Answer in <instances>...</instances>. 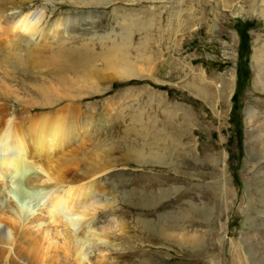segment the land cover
Returning a JSON list of instances; mask_svg holds the SVG:
<instances>
[{"label": "rangeland", "instance_id": "374dc122", "mask_svg": "<svg viewBox=\"0 0 264 264\" xmlns=\"http://www.w3.org/2000/svg\"><path fill=\"white\" fill-rule=\"evenodd\" d=\"M60 2L39 0L28 8L44 13L47 18L43 27L48 28L60 20L69 25L68 18L93 16L92 22L88 20L87 25L83 24L85 27L71 29L67 26L70 31L64 32L61 42L65 41L68 48L89 45L97 57L103 51L102 46L109 45L111 38L119 35L118 24L123 27L126 16L153 21L155 25L150 36L134 30L130 37L134 47L130 49V58L137 63V76L131 79L115 76L100 58L94 65L100 76L91 80L82 78L77 72L67 73L66 78L60 80L61 76L46 65H37L34 71L24 75L17 72L20 76L15 74L18 77L13 79L15 71L5 63V54H0V110L10 111V117L15 115L18 124H27L26 128L34 131L42 124L38 118L47 113L49 124L55 119L64 120L68 125L70 122L73 129H77L90 114L88 121L93 123V142L117 149L109 159L100 155V167L90 158H84L85 162L82 158L83 162L76 163L78 168L73 167L71 172L83 175L94 169L93 166L96 170L101 169L102 172L93 178L99 179L104 187L105 192H101L99 199L104 203L108 201L110 208L92 212L95 219L92 218L90 228L93 232H102L104 228L109 230L111 223L117 226L109 232H112L111 238H117L116 242L111 240L112 245L117 243L118 246H91L90 260L98 261L99 248L105 252L101 255L103 264H213L212 261L214 264H233L237 257L243 264H264V153H252L248 146L253 129L255 135H260L259 142H264V86L261 87L264 84V0H142L134 4L116 2L89 10ZM58 43L54 40L53 46L48 45L43 53L51 55V49ZM146 57L152 59L150 63ZM194 82L214 94V103H210L211 98L198 96L192 90L190 85ZM227 83L231 88L227 100L222 101ZM44 100H50L54 105L39 107V102ZM67 107L72 110L71 115L77 113L75 120L58 117L55 113L61 111L59 115H62L65 109L67 115ZM167 107L179 109L175 112L180 117L185 112L194 113L195 121L190 126L185 119L177 118L181 123V143L185 150L190 149V160L180 162V167L174 165L175 168L124 161L123 156L128 150L135 152L140 148L148 155V143H154L153 150L157 152L159 147L152 139L153 133L149 137L145 131L147 120L162 122ZM250 108L257 116L255 125L249 124L246 117ZM261 145L264 149V144ZM177 152L173 157L177 158ZM57 154L53 156V162L61 153ZM211 157L214 158L213 168L209 165ZM29 168L24 171L27 178L24 177L21 185L26 194L22 197L12 194V179V182L4 180L5 184L0 180V203L2 207L7 206L6 210L12 209L9 215H16L18 209L28 207L31 201L35 204L29 197L32 194L54 188L44 173L37 171L35 166ZM177 176L180 179L173 180ZM174 186L181 189V196L161 197L143 204L132 199L136 196L135 190L144 191L137 196L141 193L162 195ZM225 188L227 195L221 199ZM208 190L210 198L205 193ZM3 192H9L8 196ZM189 202L196 203L199 208L204 202H210L214 212L192 223L184 224L179 219L182 229L173 234L189 232L188 235L203 236L206 241L203 250L212 256L198 257L189 247L162 242L151 230L169 226L170 213L189 210ZM35 212L40 214L41 208H36ZM38 259H35L36 264H41L42 260ZM0 264H4L2 257Z\"/></svg>", "mask_w": 264, "mask_h": 264}, {"label": "bare ground", "instance_id": "6f19581e", "mask_svg": "<svg viewBox=\"0 0 264 264\" xmlns=\"http://www.w3.org/2000/svg\"><path fill=\"white\" fill-rule=\"evenodd\" d=\"M36 1L39 0H0V54H5L3 57L5 63L11 66L12 71H15L13 79L18 77L15 76V74L19 75L17 72H20L22 75H24L26 72L34 71L35 66L37 65H46L50 70H52L54 74L61 76L59 77L60 80L65 79V74L71 72H77V75L81 76L82 78L91 80L100 76L98 69L95 67V62L99 60V58L105 63L106 69L113 71L115 76L117 75L123 79H131L137 76V63L135 64V62H133L134 60L132 61L130 58V49H134V47H132L133 42L131 43L132 40L130 37L133 36L134 30L136 33L140 32L144 33L145 35L151 34L150 32L153 30L152 26H155L153 21L147 22L143 18H137L136 16V18H132L126 16L123 18V27L118 24L119 29H121L119 35L112 37L109 45H103V51L97 57V55L91 49L92 47L90 48L89 45L81 44L77 47L68 48L66 46L67 44L64 43L65 41L61 42V40H64L63 38L65 37L63 35L64 32L70 31L69 27L67 26L70 25V28L72 29L78 28V26H83L84 23L87 25L88 20L90 22L93 21V16H89L88 14V17L83 16L73 19L68 18L70 20L69 25L67 22H64V20H60L53 24L50 28L43 27V22L47 18L44 13L39 14L31 11L28 8L31 3ZM61 1L62 3L74 6L76 9L89 10L102 8L105 5H110L113 3L115 4L116 2L134 4L141 2L142 0ZM68 5L65 6L68 7ZM121 20L122 19H120V21ZM56 39L60 43H58L55 49H51L52 53L49 51L51 55H48V52L43 53V49L45 50L46 47L49 48L48 45L53 46V42ZM105 39L106 38L103 40ZM52 40L53 42H51ZM118 40H120V43L117 42ZM146 41L148 42V39H146ZM151 60L152 59L149 58L147 62L150 63ZM139 70L144 72L142 69ZM79 72H84V74L82 75ZM260 83L261 82H259V84ZM255 84L257 85L258 82L255 81ZM262 86H264V84L261 85V87ZM190 87L198 96H203L207 99L211 98L212 102L210 103H214V94L208 89L196 84V82L190 85ZM230 88L231 85L229 83L224 85L225 94L222 97V101L227 100ZM255 88L258 89L256 86ZM39 104V107H51L54 105V103H52L50 100H44L41 103L39 102ZM69 104L70 103H68V106ZM70 106L72 107L71 104ZM68 108L69 107L66 108L67 115L64 113L65 109L62 111V115H59V113H61L60 110L59 113L58 111L55 113H57L58 117L61 116L66 119H70V117H72V119L75 120L77 113L73 112L74 115H71L70 112L72 110ZM176 110L179 109L173 110L172 108L169 109L167 107L163 113L164 117L162 122L159 121V119H151L150 121L147 120L148 129L145 131L148 133L149 137L150 134L153 133L152 139L155 140V145L157 141V147H159L157 152H154L153 150L154 143H148L147 146L149 147V151H146L149 152L148 155H145L143 149L140 150V148L135 152L128 150L123 156L124 161H130L132 163L136 162L139 164H158L167 168H175L174 165L180 167V162H188L191 155L190 149L189 151L187 148L185 150V145L181 143L182 138L180 136L181 134H179V127L181 123H179L178 119H185V121H187L190 126L191 123L195 121L194 113L192 115V112H185V114L180 117L177 112H175ZM10 115H12L10 114V111L0 110V180L3 181V184H5L6 179L10 180L11 182L13 180L14 182L12 185L14 187L12 189V194L22 197L26 194L23 192L24 188L21 185L24 177L27 178V174H24L25 168L30 169V166H35L37 171L40 170L47 176L49 184L52 186L54 185V188L42 192L41 189V193L35 195L32 194V196H29L30 198L34 199L33 201L35 204L31 201V204H29L28 207L18 209L19 211L17 210V214L15 212L14 214L16 215L13 214L14 216L11 214V216L9 215V211L12 209L6 210L7 206L2 207V203H0V258L2 257L3 263L36 264L35 259L41 257L38 259L42 260L41 264H103L104 260L101 259V257L105 252L101 251V249L98 247L100 260L98 258V261H91L93 259L90 260V250L92 251V249H90L91 246L96 247L99 245L108 244L110 247L118 246V244L115 243L112 245V243L114 241L116 242L117 240L115 237L111 238L112 232H109L111 228L115 230L117 229V226L112 225V223L111 227H109V230L104 228L102 232H93L90 228V224H92L93 220L92 218H94V214L92 215V212L96 213L100 210H104L105 208H110L108 201L104 203L99 199V195L101 192H105V189L100 183L99 179L96 180V178H93L99 174V171H102L101 169L96 170L95 166L92 165L94 169H90V172H87L83 175L80 174L81 176L77 174L75 175L74 173L71 174V172L74 169L73 167L78 168L76 163L79 164V162H85L84 158H90L96 162L95 165L97 167H100L102 163V161L99 160L101 158L100 155H103L102 158L104 159H109V156L115 154L117 149L115 150L114 147L108 149L107 145L105 144L93 142V123L88 121V116H91L90 114H88L86 119L84 118L85 121L82 120L80 126L77 129H73L70 125V122L69 125L64 123V120L57 121V119H55V122L50 120L53 123L49 124L47 120L48 113L47 115L44 114V116L40 115L41 117L38 119L41 120L42 124L35 131L26 128L27 124H18L19 122L16 121L17 118L14 117L15 115L11 116L12 118ZM79 115H81V113ZM246 115L249 124L255 125L257 122L255 111L250 108ZM8 117L10 118L8 119ZM157 127L160 128L158 129ZM255 134L256 130L253 129L250 134V142L248 146L252 153L256 152L257 154H263L264 149H262L261 144H264V142H259L260 135ZM78 142L81 143L82 146L79 144V146L73 149V147L77 145ZM114 144L115 143L112 145ZM256 148H258V151H256ZM175 151H178L177 158L173 157ZM57 153H61L60 157H58L59 159H56V162H53V160L55 161L53 156H56ZM177 161H179V163ZM209 161V165L212 167V164H214V158L211 157ZM32 169L34 170V168L31 167V170ZM106 169L103 170L106 171ZM41 176L42 174L40 177ZM36 177L37 176L35 175L34 178L36 179ZM179 177L180 176H177L173 180L178 181L180 179ZM18 179L21 180L19 181ZM43 180L44 179H40V181ZM217 186L218 183L215 184L216 189ZM8 187L10 186L8 185ZM211 190L214 192V187H211ZM226 190V188L223 190L224 193H222L220 196L221 199L223 198V195L226 197ZM135 191L136 196L132 199L133 201L137 200V203L141 204L150 202L152 203V201H155L157 198L159 199L161 197L170 198L172 196L182 195L181 189L177 188L176 186L167 188L162 195L141 193V195L137 196V194L144 191ZM205 193H207L208 198H210L209 190ZM29 197L27 196V199ZM220 198L219 200H221ZM262 198L264 200V195ZM129 200L131 202V197H129ZM114 201H116V199H114ZM13 202H15V200H13ZM210 202H204L203 206L200 208L196 205V203L189 202V210L186 209L183 211V209L179 214L170 213V216L168 217L169 226H161L155 230H151L157 234V238H159V240L162 242L173 243L177 247L182 248L189 247L198 257H200V255H204V257L212 256L211 253L204 252L203 250L206 244L205 238L203 236L197 234L188 235L189 232L177 235L173 234L174 231L180 230L182 227V222H180L179 219L183 220L184 224L185 222L192 223L196 219L203 220V218H206L205 216L211 213L213 214L214 205H211ZM131 203L133 204V202ZM136 204L134 205L137 206ZM36 208H41L40 214H35ZM175 221H177V223H175ZM147 227L151 228V226ZM111 240H113V242ZM212 262L214 264V261ZM233 262V264H243L240 257L235 258V260L233 259Z\"/></svg>", "mask_w": 264, "mask_h": 264}]
</instances>
